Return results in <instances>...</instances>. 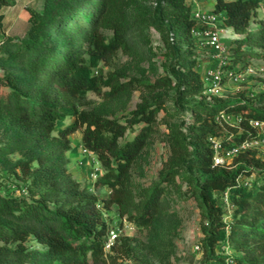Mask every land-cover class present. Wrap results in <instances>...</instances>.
Instances as JSON below:
<instances>
[{
    "label": "trees",
    "instance_id": "obj_1",
    "mask_svg": "<svg viewBox=\"0 0 264 264\" xmlns=\"http://www.w3.org/2000/svg\"><path fill=\"white\" fill-rule=\"evenodd\" d=\"M263 1L215 0L213 10L225 15L226 24L238 34L230 45L233 64L264 55L249 49L264 50V20L251 27ZM14 2L0 0V26L3 7ZM134 2L45 0L42 11L28 9L29 26L23 36L1 40L0 158L8 161V171L20 182L12 190L3 191L0 185V264H118L112 252L129 255L133 238L121 236L107 253L111 227L103 209L116 205L121 223L151 226L168 207L166 194L181 190L178 176L201 209L204 261L226 264L217 248L228 242L240 253L233 264H264V161L253 152L237 156L235 167L214 165L208 140L223 134L218 122L222 112L241 113L249 127L247 119L264 120V111L248 102L205 100L193 36L197 22L189 0H136V6ZM117 5L124 13L108 36L105 24ZM152 30L164 44L165 74L121 81L116 72L95 73L102 59L135 35L136 52L149 59ZM132 88L144 95L125 122L81 108L90 91L110 99ZM161 90L172 92V97L167 99ZM186 109L190 120H178ZM162 110L169 158L156 182L136 187L132 169ZM77 131L102 167L94 185L111 189L106 203L68 168L70 136ZM247 135L235 138L240 141ZM16 153L22 156L10 161ZM255 167L262 169V182L249 188L242 176ZM228 190L235 207L230 223L217 200V191Z\"/></svg>",
    "mask_w": 264,
    "mask_h": 264
},
{
    "label": "rangeland",
    "instance_id": "obj_2",
    "mask_svg": "<svg viewBox=\"0 0 264 264\" xmlns=\"http://www.w3.org/2000/svg\"><path fill=\"white\" fill-rule=\"evenodd\" d=\"M189 2L199 9L212 10L214 7V0H189ZM134 3L136 6V0ZM123 9V6L117 5L116 11L106 22L105 32L108 36L113 34L112 24L115 19H119L122 12L124 13ZM262 20H264V1L252 19L251 27H258ZM226 30L227 28L225 27L224 40L231 43L228 38L232 36L233 30L228 29L227 32ZM234 37H238V34ZM148 48H151V57L149 59L137 53L135 35L131 37L126 46L119 48L107 58L102 59L95 73L99 71L105 74L116 72L119 74L121 81H128L136 77L154 79L158 75L165 74V48L161 36L156 30H152L151 43ZM249 49L264 54L263 48L252 46ZM196 50L201 64H211L208 61V57L211 56L209 51L201 46H196ZM230 61L232 63L230 62L226 68L234 67L231 56ZM240 64L243 66L251 64L255 68L256 73L247 75L241 82H228L218 94L211 98L206 95L205 100L213 102L215 99H224L230 102H248L264 111V96L262 95L264 94V55L248 56ZM0 73H2L1 69ZM108 89L109 87H104V90ZM160 92L167 94L163 90ZM143 95L142 90L132 88L109 99L94 91H90L88 92L86 103L81 108L94 110L106 117L118 118L125 122L126 117L142 101ZM171 97L172 92L166 95L167 99ZM167 106L170 107L171 102H168ZM178 116V120H186L187 122L191 118V111L186 109L185 113H179ZM218 122H220L222 133L230 136V142L236 141L235 136L238 134L234 130L239 129V126H233L223 118H218ZM154 125L153 136L132 169V177L136 187H147L156 182L170 155V147L165 140V134L168 129L165 123L164 110L159 113L157 122ZM70 138L73 142V150L71 149L68 153L70 160L68 168L70 172L75 178L80 179L84 185H89L92 191L100 197V200L106 203L111 189L94 185L97 177H93V174H100L102 169L100 163H97L93 156L83 153L81 131L73 133ZM21 156L20 153H16L10 155L9 159L14 162ZM8 166V161L0 158V185L3 191L15 189L16 184L20 182L14 171H8ZM235 166L236 159L226 168ZM261 170L260 167H255L252 174L246 173L242 176L244 184L249 188L255 185L259 186L263 177ZM178 182L182 185L181 190L174 188L166 194L165 200L168 207L159 215L156 221L151 226L139 227L136 225V228L131 231L130 236L133 238L134 250L129 255L122 252H112V254L116 255L118 264H224L219 260L204 261L201 246L203 238L201 209L197 200L190 196L182 176H178ZM217 200L225 211L224 219L226 222H232L235 207L231 199V192L229 190L226 192L217 191ZM103 212V217L111 228L122 221L118 214L119 208L116 205L106 206ZM198 246L201 247L198 248ZM106 251L111 253L110 250ZM217 251L226 260V264H233L234 257L240 254L228 242L221 243Z\"/></svg>",
    "mask_w": 264,
    "mask_h": 264
},
{
    "label": "built area",
    "instance_id": "obj_3",
    "mask_svg": "<svg viewBox=\"0 0 264 264\" xmlns=\"http://www.w3.org/2000/svg\"><path fill=\"white\" fill-rule=\"evenodd\" d=\"M192 15L197 22L193 29L196 46H201L211 53V56L208 57V61L211 64L208 65L201 64L200 58L198 57L201 77L206 86L205 94L209 98L218 94L228 82H241L247 75L256 73L255 68L251 64L243 66L238 63L233 64L234 67L232 68H226L231 62V43L224 40V28H227L226 32L232 28L226 24L225 15L216 13L213 9H199L194 6ZM234 35L235 33L233 32L232 36H229L228 39L232 41L235 38H233ZM219 118H223L233 126H239V129L235 131L238 135L243 133H247L248 135L240 141L236 140L233 142H230V136L224 134L210 136L208 140L214 151V165L228 167L240 154L253 152L264 161L263 119L253 117L247 119L249 123L248 127L243 124L245 117L241 113L222 112ZM83 153L93 156V159L98 163L95 155L85 146H83ZM98 176L99 173L93 174V177ZM134 228H136V224L127 220L113 226L108 232L105 249L111 250L113 244L119 237L125 235L130 236ZM200 247L198 246V248Z\"/></svg>",
    "mask_w": 264,
    "mask_h": 264
},
{
    "label": "crops",
    "instance_id": "obj_4",
    "mask_svg": "<svg viewBox=\"0 0 264 264\" xmlns=\"http://www.w3.org/2000/svg\"><path fill=\"white\" fill-rule=\"evenodd\" d=\"M44 3L45 0H15L13 4L3 7L4 18L0 26V42L9 36H23L29 26L30 13L28 9L34 8L42 11Z\"/></svg>",
    "mask_w": 264,
    "mask_h": 264
}]
</instances>
